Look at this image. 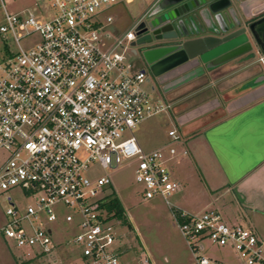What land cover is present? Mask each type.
Returning a JSON list of instances; mask_svg holds the SVG:
<instances>
[{"label": "built area", "instance_id": "built-area-1", "mask_svg": "<svg viewBox=\"0 0 264 264\" xmlns=\"http://www.w3.org/2000/svg\"><path fill=\"white\" fill-rule=\"evenodd\" d=\"M36 2V10L4 9L0 25L16 48L6 46L0 64V149L10 153L0 167V194L21 188L30 198L22 209L7 199L1 233L23 253L18 258L48 256L49 264H63L59 254L71 247L81 264H123L113 249L120 221L108 218L103 207L113 196L111 183L95 171L135 164L143 200L165 201L194 264H217L203 254L205 240L231 248L242 264H264L263 244L250 228L228 224L216 209L195 215L174 208L168 198L178 183L166 164L176 151L146 152L133 134L169 108L153 103L144 88L146 71L132 64L136 28L155 4L113 36L106 27L112 18L102 13L131 0ZM33 34L38 40L22 47L20 40ZM168 137L182 141L176 129Z\"/></svg>", "mask_w": 264, "mask_h": 264}, {"label": "rangeland", "instance_id": "rangeland-1", "mask_svg": "<svg viewBox=\"0 0 264 264\" xmlns=\"http://www.w3.org/2000/svg\"><path fill=\"white\" fill-rule=\"evenodd\" d=\"M151 2L152 0H133L130 4L122 2L105 10L102 17L112 18V22L106 26L107 30L112 32L113 36L124 34L148 9ZM3 6L0 3V25L4 20V9L9 14H14L24 9L36 10L39 5L36 0H3ZM37 40L38 36L33 34L20 40V45L25 48ZM6 46L11 47L12 50L16 49L9 39L5 40L0 34V64L6 56ZM132 64L135 69L146 71V78L150 82L145 83L144 88L150 94L153 103L169 105L168 109L145 119L136 127L133 134L138 144L146 152L160 149L166 155L168 149L173 148L177 154L180 153V158L186 148L184 140L190 133L184 132V125L181 121L186 113L199 106L207 95L197 94L191 99V92L180 90L179 86H177L179 93H175L176 87L173 86L163 90L164 82L171 83L174 77H170L171 79H166L164 76L154 77L140 55L132 56ZM253 68L257 74L262 73L260 62H254ZM152 86L154 91L150 90ZM218 94L222 108L223 102H226L223 97L225 96L227 99L231 94L228 92L222 97L219 90ZM211 118L216 120L215 116ZM171 129L178 131L182 141L173 142L170 140L168 131ZM9 156L8 151L0 149V167ZM181 158V163L176 164L175 160H171L166 164L173 180L179 183L178 189L168 200L172 206L183 208L191 214L198 215L207 209V198L203 196L201 190L203 180H200V171L188 166L191 164V158L188 156ZM95 173L97 176L109 178L110 188L124 209L126 222L114 225L115 243L113 245V249L118 250L120 261L123 264H194V257L178 231L165 201L159 197L143 200L141 187L135 182V164H123L117 168L105 170L97 168ZM8 198L18 209H22L30 203L29 196L21 188H13L0 194V264H49L51 260L48 256L37 258L23 256L22 259H19L18 257L23 253L12 247L1 233V229L5 227L8 221L6 215V209L9 206ZM241 223L250 228L247 223ZM257 236L259 239L262 238L259 234ZM203 244L205 247L203 254L215 260L217 264H242L231 248H218L207 240L203 241ZM72 250L71 247L61 250L59 256L64 261L63 264H81L78 258L71 257Z\"/></svg>", "mask_w": 264, "mask_h": 264}, {"label": "crops", "instance_id": "crops-1", "mask_svg": "<svg viewBox=\"0 0 264 264\" xmlns=\"http://www.w3.org/2000/svg\"><path fill=\"white\" fill-rule=\"evenodd\" d=\"M160 1L152 0L148 9ZM242 10L252 14L254 8L245 3ZM254 62L238 58L205 66L194 61L164 77H177L172 85L175 93L179 89L190 91L191 99L197 94L207 95L182 119L184 132H190L184 140L187 154L179 158V153L173 160L177 164L182 156L191 158L192 165L188 166L200 171L203 180L206 210H218L230 225L247 223L262 237L264 250V80L260 78L264 68L257 74ZM218 90L222 97L231 94L227 99L223 97L226 102L222 108Z\"/></svg>", "mask_w": 264, "mask_h": 264}, {"label": "water", "instance_id": "water-1", "mask_svg": "<svg viewBox=\"0 0 264 264\" xmlns=\"http://www.w3.org/2000/svg\"><path fill=\"white\" fill-rule=\"evenodd\" d=\"M245 3L253 6L252 14L242 10ZM131 45L154 77L194 61L205 66L238 58L259 62L264 0H162L139 23Z\"/></svg>", "mask_w": 264, "mask_h": 264}, {"label": "trees", "instance_id": "trees-1", "mask_svg": "<svg viewBox=\"0 0 264 264\" xmlns=\"http://www.w3.org/2000/svg\"><path fill=\"white\" fill-rule=\"evenodd\" d=\"M103 207L106 209L110 219H117L120 223H125L124 209L118 200L117 197L113 196L103 204Z\"/></svg>", "mask_w": 264, "mask_h": 264}, {"label": "flooded vegetation", "instance_id": "flooded-vegetation-1", "mask_svg": "<svg viewBox=\"0 0 264 264\" xmlns=\"http://www.w3.org/2000/svg\"><path fill=\"white\" fill-rule=\"evenodd\" d=\"M170 1H171V0H165L164 3H168V2H170ZM199 65H201V64H199ZM172 71H173V70H172ZM174 73H175L174 71L171 72V73H169V76L172 75V74H174ZM169 76H168V77H169ZM175 78H176V77H174L173 82H171L172 84H171V83H168V81H167V82H164V84H163V88H162V89H166V88L168 89V87H170V86H172L173 84H175V83H174V81L176 80ZM170 79H171V78H170Z\"/></svg>", "mask_w": 264, "mask_h": 264}]
</instances>
